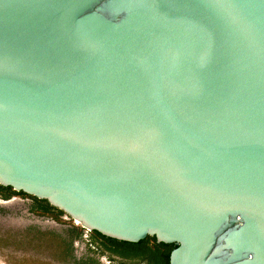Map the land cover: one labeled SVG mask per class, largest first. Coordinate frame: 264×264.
<instances>
[{
    "label": "water",
    "instance_id": "95a60500",
    "mask_svg": "<svg viewBox=\"0 0 264 264\" xmlns=\"http://www.w3.org/2000/svg\"><path fill=\"white\" fill-rule=\"evenodd\" d=\"M0 184L264 264V0H0Z\"/></svg>",
    "mask_w": 264,
    "mask_h": 264
},
{
    "label": "trees",
    "instance_id": "16d2710c",
    "mask_svg": "<svg viewBox=\"0 0 264 264\" xmlns=\"http://www.w3.org/2000/svg\"><path fill=\"white\" fill-rule=\"evenodd\" d=\"M14 196L30 199L29 213L52 218L63 227H12L0 222V256L6 264H171L175 243L160 242L151 235L139 242H129L98 230H86L47 199L0 184V199ZM2 210V217L9 214Z\"/></svg>",
    "mask_w": 264,
    "mask_h": 264
},
{
    "label": "rangeland",
    "instance_id": "374dc122",
    "mask_svg": "<svg viewBox=\"0 0 264 264\" xmlns=\"http://www.w3.org/2000/svg\"><path fill=\"white\" fill-rule=\"evenodd\" d=\"M3 204L9 214L3 217L0 214V222L5 223L7 226L22 227L28 224H38L44 228L51 229H61L63 227V225L57 223L52 218L35 216L29 213L28 210L31 201L28 198L14 196L7 203ZM65 218H67V216ZM0 264H6L1 256Z\"/></svg>",
    "mask_w": 264,
    "mask_h": 264
},
{
    "label": "flooded vegetation",
    "instance_id": "af4514ba",
    "mask_svg": "<svg viewBox=\"0 0 264 264\" xmlns=\"http://www.w3.org/2000/svg\"><path fill=\"white\" fill-rule=\"evenodd\" d=\"M10 199H7V200H2V199H0V209L2 208V209H4V213H8V210L3 206L4 204L3 203H7L8 201H9Z\"/></svg>",
    "mask_w": 264,
    "mask_h": 264
}]
</instances>
